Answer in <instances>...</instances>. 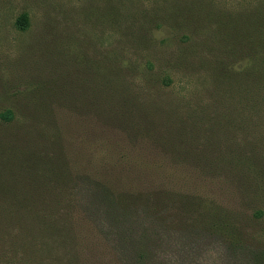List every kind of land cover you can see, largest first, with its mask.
<instances>
[{
  "label": "rangeland",
  "instance_id": "obj_1",
  "mask_svg": "<svg viewBox=\"0 0 264 264\" xmlns=\"http://www.w3.org/2000/svg\"><path fill=\"white\" fill-rule=\"evenodd\" d=\"M8 111L0 264H264V0H0Z\"/></svg>",
  "mask_w": 264,
  "mask_h": 264
},
{
  "label": "trees",
  "instance_id": "obj_2",
  "mask_svg": "<svg viewBox=\"0 0 264 264\" xmlns=\"http://www.w3.org/2000/svg\"><path fill=\"white\" fill-rule=\"evenodd\" d=\"M30 25V20H29V16L27 14H22L21 16L18 17L17 21H16V27L18 30L20 31H25L28 29ZM13 119V114L11 111H8V112H4V113H0V120L2 121H11ZM150 250L149 251H146L145 250H141L139 252H135V258L137 261H141V260H144V259H147V255H149V257H153L154 259H158L159 257V252L157 251L158 249H153V248H149ZM153 251V252H152ZM152 253V254H151ZM124 255V254H122ZM170 257H172L173 259H176V258H179V256H177V254H170L169 255ZM180 258L182 259V257L180 256Z\"/></svg>",
  "mask_w": 264,
  "mask_h": 264
}]
</instances>
